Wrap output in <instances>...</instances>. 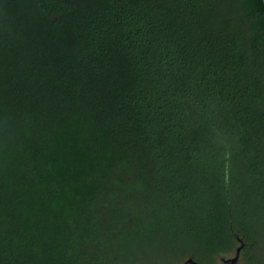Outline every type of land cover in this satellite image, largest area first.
<instances>
[{
	"label": "trees",
	"instance_id": "1",
	"mask_svg": "<svg viewBox=\"0 0 264 264\" xmlns=\"http://www.w3.org/2000/svg\"><path fill=\"white\" fill-rule=\"evenodd\" d=\"M264 264V0H0V264Z\"/></svg>",
	"mask_w": 264,
	"mask_h": 264
},
{
	"label": "water",
	"instance_id": "2",
	"mask_svg": "<svg viewBox=\"0 0 264 264\" xmlns=\"http://www.w3.org/2000/svg\"><path fill=\"white\" fill-rule=\"evenodd\" d=\"M243 246L244 244L241 243V245L236 248L235 255L233 257L224 259L222 264H239L241 260V252H242ZM181 264H204V263L198 262L194 260L193 258H188Z\"/></svg>",
	"mask_w": 264,
	"mask_h": 264
},
{
	"label": "rangeland",
	"instance_id": "3",
	"mask_svg": "<svg viewBox=\"0 0 264 264\" xmlns=\"http://www.w3.org/2000/svg\"><path fill=\"white\" fill-rule=\"evenodd\" d=\"M234 255H235V251H232V252L227 253V254L220 255V256L216 257L215 264H222L224 259L233 257ZM188 258L189 257H187V256L186 257H181V259L175 258V259H172V260L160 261L157 264H181L185 260H187ZM239 264H243L242 263V257H241V260H240Z\"/></svg>",
	"mask_w": 264,
	"mask_h": 264
}]
</instances>
